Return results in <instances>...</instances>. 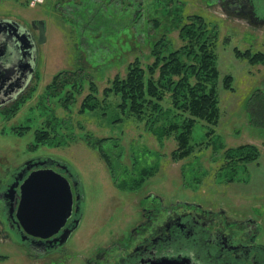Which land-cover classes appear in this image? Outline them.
I'll return each instance as SVG.
<instances>
[{
    "label": "rangeland",
    "instance_id": "1",
    "mask_svg": "<svg viewBox=\"0 0 264 264\" xmlns=\"http://www.w3.org/2000/svg\"><path fill=\"white\" fill-rule=\"evenodd\" d=\"M257 10L264 15V0H257ZM192 14L202 16L213 35L219 120L214 125L198 120L191 138L195 149L179 160L172 156L175 135L160 128L169 126L173 112L160 113L157 122L156 114L138 119L106 93L137 60L145 67L153 62L156 41L168 37L173 48L182 45L180 25ZM247 17L232 14L219 0H45L34 6L30 0H0V18L28 27L32 20L46 23L32 85L0 110V176L29 159L54 157L71 167L85 196L81 222L61 260L30 257L23 245L0 236V264H89L97 250L116 247L142 221L147 194L165 204L198 202L238 219L251 217L264 245V123L250 122L249 115L252 97L264 93V62L249 58L264 53V23ZM79 68L88 78L59 91L56 75ZM91 81L101 107L82 111ZM163 104L171 107L170 99ZM208 127L214 129L210 137ZM245 144H255L258 154L240 157L244 149L239 154L238 148Z\"/></svg>",
    "mask_w": 264,
    "mask_h": 264
},
{
    "label": "flooded vegetation",
    "instance_id": "2",
    "mask_svg": "<svg viewBox=\"0 0 264 264\" xmlns=\"http://www.w3.org/2000/svg\"><path fill=\"white\" fill-rule=\"evenodd\" d=\"M219 2L222 7L227 5V10L232 14L248 16L247 19L252 23H264V15H260L257 10V0ZM26 28L35 42L32 56L26 58H21V52L13 46L4 30L0 32V101L21 87L15 97L0 105V110L25 94L36 76L39 43L33 31L38 30L33 27V20L31 27ZM30 62L32 66H27ZM8 67L6 72L1 71ZM29 160L34 163L42 159ZM26 162L17 171L5 169L0 176V198L3 200V203L0 200V236L23 245L30 257L59 261L67 253L65 245L81 222L84 192L80 186L75 188L70 172L67 173L55 160L51 166L72 182L75 196L73 214L65 227L54 236H32L16 217L18 204H15L11 215V201L5 200V194L12 184L21 176H27L31 170L41 167L34 166L26 170ZM16 189L20 191L19 186ZM79 192L82 193V199L80 211L77 212L75 205ZM14 196L15 199L19 197L17 191ZM142 216V221L131 229L128 237H122V241H118L119 245L114 243L116 247L97 250L94 260H89V264H158L164 259H177L180 264H264V245L257 241L260 227L251 217L238 219L228 215L224 209H206L198 202L165 204L159 196L148 194L142 200ZM65 229H71V233L67 240L61 242Z\"/></svg>",
    "mask_w": 264,
    "mask_h": 264
},
{
    "label": "trees",
    "instance_id": "3",
    "mask_svg": "<svg viewBox=\"0 0 264 264\" xmlns=\"http://www.w3.org/2000/svg\"><path fill=\"white\" fill-rule=\"evenodd\" d=\"M137 15L138 13L135 12L134 16ZM183 21L180 25L182 45L173 48L168 37L156 41L152 50L153 62L146 64L145 67L137 60L138 63L130 68L125 78L117 77L113 80V86L109 90H113L114 93L111 95L109 90L106 93L107 96L120 98L119 106L122 112L129 111L138 119H143L144 113L156 114V120L153 119L152 122H157L161 119L160 113L165 111L167 117L168 113L173 112L167 117L170 121L169 126L160 128L175 135L178 146L172 156L179 160L189 156L195 149L196 145L191 142V138L197 121L206 120L209 125H214L219 120V101L215 83L219 70L213 48L214 41L211 38L213 35L209 34L205 19L200 15H188ZM155 25L156 23L153 26ZM241 54L245 53L241 52ZM248 54L247 52L246 55ZM249 58L255 63L264 62V53L249 55ZM84 71L83 68L75 71H60L55 77L59 91L67 84L77 86L86 80L88 77ZM230 77L227 76V80ZM91 83L92 92L84 100L82 111L94 110L99 107L97 102H101L95 91L96 85L92 81ZM167 97L171 104L168 108L163 104ZM249 113L250 122L264 123V93L260 90L252 97ZM116 120H122V118L119 117ZM213 130L212 127H208L206 134L210 137ZM107 138L98 137L97 140L102 142ZM207 143L210 142L207 141ZM95 144L97 147L100 145L97 142ZM238 149L239 154L244 149L240 155L243 158H251L258 154L255 144H245ZM100 151L112 167L117 164L112 162L114 159L107 157L108 152L105 148ZM229 151L232 153L230 154ZM227 152L228 156L235 157V150L228 149ZM145 174L146 172H143V176L138 178L137 183L143 181L142 177Z\"/></svg>",
    "mask_w": 264,
    "mask_h": 264
},
{
    "label": "water",
    "instance_id": "4",
    "mask_svg": "<svg viewBox=\"0 0 264 264\" xmlns=\"http://www.w3.org/2000/svg\"><path fill=\"white\" fill-rule=\"evenodd\" d=\"M33 27L39 31L38 42L43 43L46 40L45 21L39 19L37 23L33 21ZM10 37V42L21 52V58L32 56L35 42L30 36L27 28L12 18H0V32ZM16 66V65H15ZM18 66V65H17ZM27 66H32L28 63ZM8 68L1 69L6 72ZM31 69V68H30ZM6 85V83L4 84ZM21 89L19 87L17 90ZM6 95L1 99L0 105L6 103L16 95V91ZM55 159L39 160L31 163L26 162V170L34 166H41L30 171L27 176H21L17 182L12 184L5 194V200L10 199V214L12 215L17 205L16 217L20 225L34 237L50 238L62 230L69 218L73 214L75 196L72 182L63 173L54 169L51 165ZM57 161V160H56ZM70 176L73 177L75 188L78 189L80 181L70 171L67 164L57 161ZM22 181V183L20 182ZM21 183V184H20ZM20 187V191L16 187ZM19 197L15 199V192ZM82 193H77L76 211H80ZM79 220L77 221V225ZM76 225V226H77ZM71 229H65L62 234V241L68 239ZM158 264H180L177 259H164Z\"/></svg>",
    "mask_w": 264,
    "mask_h": 264
},
{
    "label": "built area",
    "instance_id": "5",
    "mask_svg": "<svg viewBox=\"0 0 264 264\" xmlns=\"http://www.w3.org/2000/svg\"><path fill=\"white\" fill-rule=\"evenodd\" d=\"M45 0H31V4L32 5H36V4H39V3H42L44 2Z\"/></svg>",
    "mask_w": 264,
    "mask_h": 264
}]
</instances>
